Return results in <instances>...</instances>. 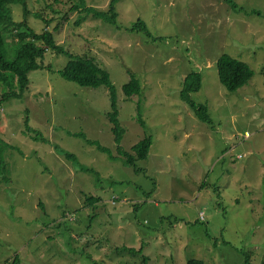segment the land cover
Wrapping results in <instances>:
<instances>
[{
  "label": "rangeland",
  "instance_id": "rangeland-1",
  "mask_svg": "<svg viewBox=\"0 0 264 264\" xmlns=\"http://www.w3.org/2000/svg\"><path fill=\"white\" fill-rule=\"evenodd\" d=\"M85 2L107 12L111 0ZM234 2L236 9L225 0H116V27L82 10L62 19L68 0H26L29 27L47 28L65 52L92 56L109 73L120 148L130 151L145 136L152 142L145 159L125 163L107 87L64 79L66 53L46 51L20 96L5 71L12 82L9 89L0 80V138L8 145L0 264L139 263L123 246H142L148 264H264V0ZM10 13L23 19L20 3ZM137 20L149 35L130 30ZM5 35L11 39L9 27ZM222 54L253 72L235 91L219 81ZM191 71L201 75L191 98L206 105L210 122L180 97ZM131 73L141 89L126 99ZM89 196L99 199L88 204Z\"/></svg>",
  "mask_w": 264,
  "mask_h": 264
},
{
  "label": "trees",
  "instance_id": "trees-1",
  "mask_svg": "<svg viewBox=\"0 0 264 264\" xmlns=\"http://www.w3.org/2000/svg\"><path fill=\"white\" fill-rule=\"evenodd\" d=\"M75 1L71 3L70 7L65 11L62 19H68L69 16L75 11L82 10L90 12L94 16L103 19L117 27L114 12V3L116 0H111L109 9L107 12H101L93 7L87 6L85 0H68ZM231 9H236L234 0H225ZM12 3H20L23 11V19L20 21H13L10 13V5ZM28 10L26 6V0H0V80L1 82L11 88V78L15 77L18 81L19 91L12 90L13 96H20L28 88L29 79L28 73L31 70L38 69L42 66L40 60L43 58L46 51L51 50L57 53H66L69 57L67 63L62 68L61 76L69 81H73L80 86L97 87L104 85L109 91L111 110L107 114L111 123V131L114 136V143L116 145L117 152L123 157L126 164L135 165L136 160H143L147 157L148 151L152 142L151 136H145L136 143H134L130 151H124L120 148V140L123 134V128L119 124L118 120V107L116 98V89L111 82L109 73L102 68L97 60L89 55H71L65 52L63 46L56 43L54 35L47 28L40 32H36L27 24L26 17ZM36 17H41L40 14H36ZM48 21H46L47 23ZM7 27L10 28L11 39L5 37ZM132 31H142L149 35L146 30L145 24L141 20H137L132 28ZM151 36V35H150ZM10 43H13L12 45ZM9 46L13 50L11 57H8L7 49ZM217 74L219 81L229 91H235L239 87L243 86L253 75L251 68L247 63L238 60L228 54H222L219 56L216 62ZM5 71H9L12 75L11 78L4 74ZM264 77V71H263ZM201 87V75L197 71H191L185 75L182 81V88L180 90V97L184 100L194 111L195 115L204 122H210V117L207 112L206 105L197 104L191 98V93L196 92ZM141 85L139 80L131 73L130 80L122 85V91L126 99L133 98L140 93ZM4 97H0V105L3 102ZM140 122V114L138 112ZM83 136L82 134H79ZM86 142L95 144V146L108 154L109 157H113L112 153L107 147L102 146L97 141L86 139ZM8 147L0 138V175H4L7 172V164L3 155V149ZM66 157L75 161L74 155L70 153L65 154ZM76 162V161H75ZM80 170H90L85 166L79 165ZM98 197L89 196L86 198V203L94 204L98 201ZM138 205H135V208ZM119 249V248H118ZM121 250L127 251L131 254H140V261L137 264H148L149 258L142 254V246L135 250L123 246ZM186 264H205L201 259L191 258L187 260ZM248 264V263H245Z\"/></svg>",
  "mask_w": 264,
  "mask_h": 264
},
{
  "label": "built area",
  "instance_id": "built-area-1",
  "mask_svg": "<svg viewBox=\"0 0 264 264\" xmlns=\"http://www.w3.org/2000/svg\"><path fill=\"white\" fill-rule=\"evenodd\" d=\"M240 156V155H239Z\"/></svg>",
  "mask_w": 264,
  "mask_h": 264
}]
</instances>
